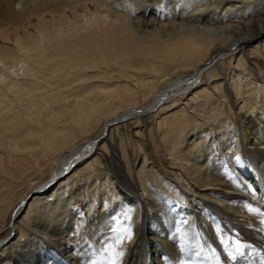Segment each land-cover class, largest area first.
I'll return each mask as SVG.
<instances>
[{"label":"bare ground","instance_id":"bare-ground-1","mask_svg":"<svg viewBox=\"0 0 264 264\" xmlns=\"http://www.w3.org/2000/svg\"><path fill=\"white\" fill-rule=\"evenodd\" d=\"M44 1L9 23L0 0V264H112L108 245L115 264H240L238 234L255 263L264 0ZM133 117L157 126L172 178L145 153L129 170L113 133Z\"/></svg>","mask_w":264,"mask_h":264},{"label":"rangeland","instance_id":"rangeland-1","mask_svg":"<svg viewBox=\"0 0 264 264\" xmlns=\"http://www.w3.org/2000/svg\"><path fill=\"white\" fill-rule=\"evenodd\" d=\"M44 3H45L44 0H22V2H21V0H12V6L13 7H12V12L10 13L11 16L9 18H5L3 20L5 22H9V23L25 22L30 13L26 14V18H24L25 17L24 12L29 11V9H31V8H33V12H38V11H40L41 8H43L42 6L44 5ZM5 11H6V9L3 7L2 3H0V14H3V12H5ZM0 22H2V21L0 20ZM251 44H249V46ZM249 46L246 49H249L250 48ZM255 60H256V54L253 55L252 60H248L247 63L250 65V63L254 62L253 63V66H254V64H256ZM258 65L259 66L261 65V66L258 67ZM258 65L256 64L254 67H256L257 69H262V71H264V66H263L264 63L263 64L259 63ZM247 67H250V66L247 65ZM246 70L247 69H245V71ZM233 109H235L234 106L230 107L231 111ZM141 115L142 114H140L139 116H141ZM149 115L150 114H148V113L143 114V116H145V118H147ZM134 117H137V116H134ZM133 120H135V118L134 119L131 118V120L129 119V121L126 120V122L128 121L127 125L123 126L118 131H115L113 133L114 137L116 136L115 138H117V139L119 138V136H122V139L124 141L126 162H127L129 170L133 171L136 174L135 171L139 168V166L141 164V159L140 158L138 159V157H139V155H142L145 153V154H147V157L149 158V160L153 161L154 164L157 166V168H159V170L161 172L165 173V175H166L165 177L170 178L171 177L170 173L172 174L173 168L169 165V161L167 160V158L164 154L163 147H162V144H161V141L159 138L160 136L157 132V126L154 124V125H152L151 128H148L150 125L148 127L146 126L147 124H149V122H146L147 120L144 122V123H146V125L144 124L142 126V122H141L140 124H138L139 125L138 126V125H135L132 123ZM122 123H118L116 125H121ZM243 143L246 144V140H244ZM126 193L128 195H130L129 191H126ZM121 196H123V195H121ZM260 197L261 196H259V198ZM258 202H261L262 204H261V206H257L255 208H259L261 211L260 212H254V213H255V216L262 218V217H264V215H262V213H264V201L261 200ZM254 204H255V202L252 201L251 205H254ZM205 205L207 206L209 204L205 202L204 206ZM101 209L102 208L99 204L95 208L93 213H97ZM90 214H92V213H90ZM250 219L244 218V221H242L243 226L245 228H248V229H252V230L254 229L256 234H258V231L261 232L260 229H262V226L256 220H254V219L250 220ZM224 220H226V218ZM4 234H6V231H3L0 233V235H4ZM238 235H239L238 237L240 239H242V241L246 240V236H242L241 234H238ZM260 239L262 240L263 237H261ZM260 255H264V254L262 252H260L258 254V256L255 257V263L254 264H259L258 261L256 260V258H259ZM90 256H91V254L89 255V257ZM1 257H2V255H1ZM252 259L254 260V257H252Z\"/></svg>","mask_w":264,"mask_h":264},{"label":"snow or ice","instance_id":"snow-or-ice-1","mask_svg":"<svg viewBox=\"0 0 264 264\" xmlns=\"http://www.w3.org/2000/svg\"><path fill=\"white\" fill-rule=\"evenodd\" d=\"M237 159H239V158L237 157ZM237 186L240 187L241 185L238 184ZM244 187L251 189L250 185H245ZM246 207L251 212H260L261 211L259 208H253L251 205H246ZM262 215H264V213H262ZM260 231L264 232V228L260 229ZM121 242H122V238H117L115 241L116 244H120ZM246 248H251L253 251H257V249H255L253 247V245L242 242L238 237L233 238V244L231 247L228 246L227 242L224 243V251L226 252L228 259H230L231 261H237V258L239 257L240 258V264H254V262L250 259L251 253H248V254L245 253L244 250ZM105 251L111 253L110 258H111L112 264H115V261L120 256L123 255V252H117L115 250L114 245H108L105 248ZM212 252L215 254L217 252V250L215 248H213ZM199 255H200V253H197V256H199ZM214 258H215L216 264H221L219 254H216ZM105 259H108V257H105ZM93 264H95V261L93 262ZM182 264H183V262H182ZM259 264H264V255H260Z\"/></svg>","mask_w":264,"mask_h":264},{"label":"water","instance_id":"water-1","mask_svg":"<svg viewBox=\"0 0 264 264\" xmlns=\"http://www.w3.org/2000/svg\"><path fill=\"white\" fill-rule=\"evenodd\" d=\"M141 111H142V110H140L139 112H141ZM127 113H128V112H127ZM127 113L124 114V115L120 118V120H124V119L126 118ZM115 122H116V120H113V121H109V122H107L106 125H105V128H104V131H103L102 135H101L99 138H101L102 136H104V135L107 133V128H108V126L111 125V124H114Z\"/></svg>","mask_w":264,"mask_h":264}]
</instances>
